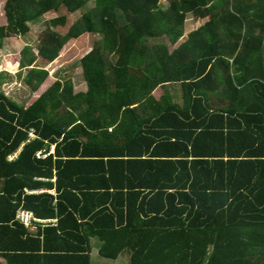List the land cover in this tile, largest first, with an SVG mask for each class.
I'll use <instances>...</instances> for the list:
<instances>
[{
	"label": "trees",
	"instance_id": "obj_1",
	"mask_svg": "<svg viewBox=\"0 0 264 264\" xmlns=\"http://www.w3.org/2000/svg\"><path fill=\"white\" fill-rule=\"evenodd\" d=\"M89 1L0 0V49ZM167 1L92 0L0 58L31 91L0 86L5 264H264V0ZM187 14L206 20L180 41ZM83 33L74 90L44 66Z\"/></svg>",
	"mask_w": 264,
	"mask_h": 264
},
{
	"label": "rangeland",
	"instance_id": "obj_2",
	"mask_svg": "<svg viewBox=\"0 0 264 264\" xmlns=\"http://www.w3.org/2000/svg\"><path fill=\"white\" fill-rule=\"evenodd\" d=\"M160 5L166 7L168 5L167 0H160ZM93 5L92 0L86 3L79 10L68 13L65 9L61 8L58 12H48L40 16L38 19L29 23V31L23 36H12L5 38L3 41V46L0 49V58L5 54L17 53L21 50L24 45H29L35 51V46L37 43L39 33L48 25V20L57 15H66L65 26H55V30L63 33L66 28L81 14V12L90 8ZM1 12V11H0ZM98 39L97 34L83 33L77 38L69 40L59 51L58 56L51 62L45 64V68L50 74L56 75L58 77H70L73 82L77 85L82 82V76L80 72L79 59L87 51L90 50L93 42ZM160 39V38H159ZM162 41L168 43L165 36L161 37ZM169 45V43H168ZM39 64V63H38ZM24 71V70H23ZM0 81L4 83L1 85L3 92L10 97H17L21 100H27L31 94L29 87L18 78V73L16 71L12 72H0ZM80 87L77 86L74 90H79ZM163 91V88L159 87L155 90V95H159ZM95 253L93 254V256ZM125 257H120L116 260H108L107 264H124ZM96 258H93V262ZM98 263V262H96ZM101 263V262H100ZM105 263V262H104ZM0 264H5L3 259L0 258Z\"/></svg>",
	"mask_w": 264,
	"mask_h": 264
},
{
	"label": "crops",
	"instance_id": "obj_3",
	"mask_svg": "<svg viewBox=\"0 0 264 264\" xmlns=\"http://www.w3.org/2000/svg\"><path fill=\"white\" fill-rule=\"evenodd\" d=\"M167 2H168V1H167ZM205 20H206V18L195 19V18L192 17L191 14H187V15H186V18H185V21H184L183 34H182V36L180 37V41H181L183 38H185L186 35H187L191 30L196 29L197 27H199L200 25H202V24L205 22ZM180 41H178L176 44H169V48H170V49H174V48L176 47V45H177ZM3 83H4V82L1 81V82H0V86H1ZM77 86L80 87L79 90H82V88H84V82H83V80H82V82L78 83L77 85L74 83V88L77 87ZM159 87L163 88V91H164V90H167V91L170 93V95L172 96V100H173L174 102H178V103L181 102V98H180V95H179V87H180V85H179L178 82H175V83H166V84H164V85H159V86H157V87L154 89L153 94L155 93V90H157ZM154 95H155V94H154ZM154 97L158 98V95H155ZM12 98H13L15 101H17L18 103H20V102H24V101H25L24 99L21 100V99H19V98H17V97L14 98L13 96H12ZM52 150H53V146L50 148V151H52ZM92 245H93V247H92L91 257H92V255H93L94 253H96V249H97V248H96V245L94 244L93 241H92ZM96 260L98 261V259H96ZM104 261H106V260H104ZM101 262H103V261H101Z\"/></svg>",
	"mask_w": 264,
	"mask_h": 264
},
{
	"label": "built area",
	"instance_id": "obj_4",
	"mask_svg": "<svg viewBox=\"0 0 264 264\" xmlns=\"http://www.w3.org/2000/svg\"><path fill=\"white\" fill-rule=\"evenodd\" d=\"M37 156H44V154H39L36 153ZM17 218L22 222L24 223L26 226H28V224H30V221H31V214L28 213V211L26 210H19L18 213H17ZM40 221V220H39Z\"/></svg>",
	"mask_w": 264,
	"mask_h": 264
}]
</instances>
